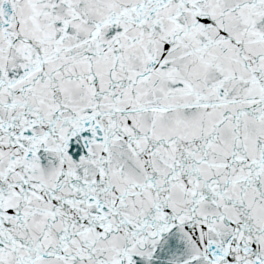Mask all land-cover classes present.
<instances>
[{
	"label": "snow or ice",
	"instance_id": "6c2138e0",
	"mask_svg": "<svg viewBox=\"0 0 264 264\" xmlns=\"http://www.w3.org/2000/svg\"><path fill=\"white\" fill-rule=\"evenodd\" d=\"M0 264H264V0H0Z\"/></svg>",
	"mask_w": 264,
	"mask_h": 264
}]
</instances>
